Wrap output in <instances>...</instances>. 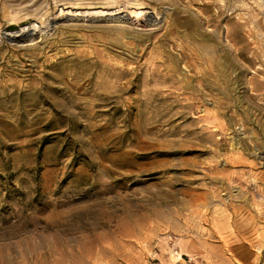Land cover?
<instances>
[{
    "label": "rangeland",
    "instance_id": "1",
    "mask_svg": "<svg viewBox=\"0 0 264 264\" xmlns=\"http://www.w3.org/2000/svg\"><path fill=\"white\" fill-rule=\"evenodd\" d=\"M223 1L0 0V264H264V0Z\"/></svg>",
    "mask_w": 264,
    "mask_h": 264
},
{
    "label": "bare ground",
    "instance_id": "2",
    "mask_svg": "<svg viewBox=\"0 0 264 264\" xmlns=\"http://www.w3.org/2000/svg\"><path fill=\"white\" fill-rule=\"evenodd\" d=\"M198 1H200V3L195 4L199 7L198 12L192 13V11L189 10L190 9L189 5H186L183 7L184 13L187 14V13H189L188 10L190 11L191 18L186 19V24H188V26L195 27V29L193 31H208V30L203 29L204 24H211V25L215 26L216 28H218L219 18L222 17L224 12H227V14L225 16L226 22H227L226 31H234L235 30L234 26H236L238 24V20H239V18H241V16L237 17V15H233L234 11H236L234 9H236V8L233 7L229 11V9H228L229 7H228L227 2L223 1V0L222 1L221 0H198ZM178 6H180V5H178ZM252 10L257 11L256 6L253 7ZM248 11H250V10H248ZM258 11L260 12V8L258 9ZM228 35H231V32H229ZM203 37H204V41L205 40H207V41L213 40V42L217 41V38L212 34H209V35L207 34V35H204ZM221 44L219 43V46H221ZM202 45L203 44H201V47H203ZM237 54L239 56L243 55L244 49L238 48Z\"/></svg>",
    "mask_w": 264,
    "mask_h": 264
}]
</instances>
